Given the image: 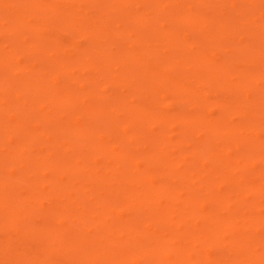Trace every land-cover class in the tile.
Listing matches in <instances>:
<instances>
[{
	"label": "bare ground",
	"instance_id": "6f19581e",
	"mask_svg": "<svg viewBox=\"0 0 264 264\" xmlns=\"http://www.w3.org/2000/svg\"><path fill=\"white\" fill-rule=\"evenodd\" d=\"M0 264H264V0H0Z\"/></svg>",
	"mask_w": 264,
	"mask_h": 264
}]
</instances>
